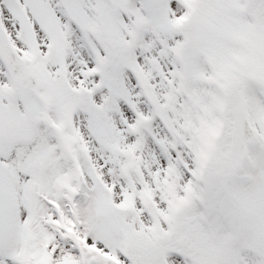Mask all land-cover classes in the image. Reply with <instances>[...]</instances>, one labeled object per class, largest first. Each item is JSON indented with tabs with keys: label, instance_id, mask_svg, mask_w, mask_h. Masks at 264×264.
Instances as JSON below:
<instances>
[{
	"label": "snow or ice",
	"instance_id": "obj_1",
	"mask_svg": "<svg viewBox=\"0 0 264 264\" xmlns=\"http://www.w3.org/2000/svg\"><path fill=\"white\" fill-rule=\"evenodd\" d=\"M0 264H264V0H0Z\"/></svg>",
	"mask_w": 264,
	"mask_h": 264
}]
</instances>
